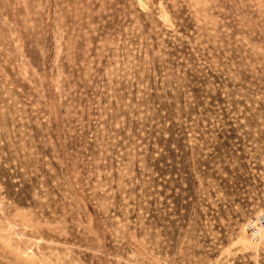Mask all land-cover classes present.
<instances>
[{
  "label": "rangeland",
  "instance_id": "obj_1",
  "mask_svg": "<svg viewBox=\"0 0 264 264\" xmlns=\"http://www.w3.org/2000/svg\"><path fill=\"white\" fill-rule=\"evenodd\" d=\"M263 218L264 0H0V264H264Z\"/></svg>",
  "mask_w": 264,
  "mask_h": 264
},
{
  "label": "built area",
  "instance_id": "obj_2",
  "mask_svg": "<svg viewBox=\"0 0 264 264\" xmlns=\"http://www.w3.org/2000/svg\"><path fill=\"white\" fill-rule=\"evenodd\" d=\"M263 227H264V218L261 220V222L257 226L256 225H250L249 226V232H250L251 236H257L259 234L260 229Z\"/></svg>",
  "mask_w": 264,
  "mask_h": 264
}]
</instances>
